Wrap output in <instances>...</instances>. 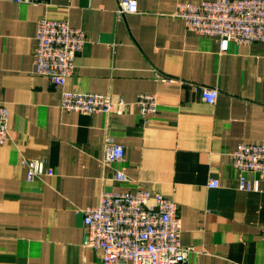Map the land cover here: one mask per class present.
Returning a JSON list of instances; mask_svg holds the SVG:
<instances>
[{
    "label": "crops",
    "instance_id": "0c3cea01",
    "mask_svg": "<svg viewBox=\"0 0 264 264\" xmlns=\"http://www.w3.org/2000/svg\"><path fill=\"white\" fill-rule=\"evenodd\" d=\"M122 1L0 0V102L10 132L0 144V264H103L102 250L83 245L84 210L99 204L103 186L173 200L192 264H264V174L241 172L231 158L243 142H264V42L223 50L174 16L179 2L202 0H136L137 13L119 14ZM43 17L86 34L65 88L123 96L124 114L61 108L62 88L35 70ZM191 83L217 88V102ZM142 93L158 99L147 119L136 104ZM107 133L125 147L116 167L127 182L103 170ZM24 158L53 173L29 181ZM242 177L257 186L242 189Z\"/></svg>",
    "mask_w": 264,
    "mask_h": 264
},
{
    "label": "built area",
    "instance_id": "2783aa9c",
    "mask_svg": "<svg viewBox=\"0 0 264 264\" xmlns=\"http://www.w3.org/2000/svg\"><path fill=\"white\" fill-rule=\"evenodd\" d=\"M23 4H40L49 0H13ZM136 0H123L119 14L137 13ZM174 16L182 18L189 30L201 36L220 41L226 50L230 43L251 45L264 42V0H202L179 2ZM86 34L74 27L66 18L43 17L38 22L34 51L35 70L46 75L62 88L61 108L83 114H124L130 106L123 96L113 97L98 92L67 90V80L77 70L76 58L83 51ZM159 80L165 76L157 72ZM204 101L214 104L219 90L203 84L191 83ZM136 104L140 114L147 119L158 112V99L154 93H142ZM8 109L0 102V144L10 138ZM101 160L104 172L112 170L113 179L127 182L128 176L117 164L125 160V147L107 133L103 142ZM233 166L241 172L264 174V142H243L231 153ZM29 181L51 175L46 162L24 158ZM106 179V178H104ZM209 185L217 187V180ZM257 186V182L256 185ZM253 184L241 179L242 189H252ZM153 200V202H151ZM85 247L102 250L103 264H192V248L181 243L182 219L178 205L171 199L148 188L134 192H121L103 186L100 202L84 210Z\"/></svg>",
    "mask_w": 264,
    "mask_h": 264
}]
</instances>
